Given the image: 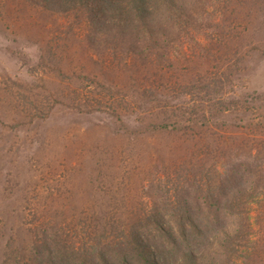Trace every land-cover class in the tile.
Wrapping results in <instances>:
<instances>
[{"label": "rangeland", "instance_id": "1", "mask_svg": "<svg viewBox=\"0 0 264 264\" xmlns=\"http://www.w3.org/2000/svg\"><path fill=\"white\" fill-rule=\"evenodd\" d=\"M127 2L94 18L41 0H0V262L10 252L34 260V242L55 231L78 247L102 230L113 238L124 222L137 226L138 214H162L155 222L167 226L184 200L204 215L196 191L216 186L250 151H264V56L253 51L235 65L229 55L210 63L203 54L219 37L233 38L237 51L264 46V28L244 41L237 36L249 5L233 3L225 13L224 0H180L183 16L156 17L163 27L151 38L156 33L163 47L155 54L139 44L150 36L133 29L138 21L125 13ZM136 45L152 55L149 62L132 54ZM162 53L168 59L160 63ZM183 86L194 87L193 98ZM165 122L171 130L157 129ZM224 132L239 136L236 143L225 145ZM257 216L250 219L259 252L252 261L264 264V216ZM150 240L164 252L165 238L152 233ZM210 250L219 258L221 250ZM202 256L198 264L208 262Z\"/></svg>", "mask_w": 264, "mask_h": 264}, {"label": "trees", "instance_id": "2", "mask_svg": "<svg viewBox=\"0 0 264 264\" xmlns=\"http://www.w3.org/2000/svg\"><path fill=\"white\" fill-rule=\"evenodd\" d=\"M41 1L45 2V5H48L53 11L73 12L79 10L89 13L90 17L96 18V15L100 14L101 16L105 11L109 13L119 11L120 7L122 8L123 6L122 2L125 0ZM128 1L125 13L133 16V20L136 22L138 21L137 26L133 29L139 31L140 34L145 33L150 36L148 42H144L145 39L141 38L139 44L144 43L147 49L152 53L155 52V54L158 49L163 47L159 46L160 38L156 33L154 34L156 36L151 38L154 29L157 28L160 31V28L163 27L161 23L158 24L156 17L159 15L183 16L185 12H188V8L185 9L186 6L180 4V0ZM192 2L196 6L202 3L203 0H192ZM233 3H237L242 8L247 4L249 5L247 15L243 13L244 16H247L244 18L246 21L237 20L240 26L237 28L240 31L237 32V36L240 41H244L245 38L249 37L250 33H259L258 31L263 30L264 19L261 18L259 20L258 17L264 14V0H224L223 8H225V13ZM238 14L239 16L241 15L240 13ZM253 14L256 16L253 19L255 24L252 21L248 22L249 17ZM123 15L122 12H119L120 17ZM118 22L119 24L116 27L121 32L124 27L122 18H119ZM241 35L243 36L241 37ZM233 41V38L225 40L223 37H219L215 41L212 40L207 45L209 50H205L203 54L209 59L210 63L212 62L211 60H219L222 54L229 55L231 56L228 58L229 63L235 65L245 62V57L253 51H257L259 55L264 56V46L262 44L256 45L251 44V42L250 46L237 51ZM136 47L137 45L134 46L135 50L132 54L138 59L141 57V61L145 59V61L149 62V58L152 55L150 53L145 54L148 50L145 49L143 52H139ZM143 54L144 57L142 58ZM166 55L167 53H162L158 56L160 63L164 59H168V55L167 57ZM143 63L148 64L146 62ZM211 65L209 68H211ZM213 67L215 68V65ZM193 88L191 86L184 89L183 86L181 93L183 95L186 93L193 98L195 93L192 90ZM198 107L196 104L192 108L182 107L180 112L184 116L185 113L191 115ZM171 125L165 122L157 126V129L168 131L171 130ZM223 135L226 141L224 142L225 145L236 143L237 140L234 138L238 139L239 137L235 135L229 136L225 132ZM258 137V142L263 147L264 136L260 137L259 135ZM257 152L260 156L257 157L256 152L252 154L250 151L247 160L242 163L229 165L225 177L221 178L223 176V173H221V180H218L216 185L220 188V193H214L216 186L211 184L205 187L204 194L201 190L196 191L195 195L199 194L195 196L196 208L199 211L205 205L207 213L204 215L199 216L196 211L192 210L194 205L186 203V200H184V206L180 211L174 213L172 217L168 216L166 220L167 226L157 225L156 223L161 219L162 214L157 213L156 222L153 216H150L151 220H149V216L144 220L138 214L135 216L136 221L139 222L136 224L137 226L128 227L127 222H124L120 224L121 233H114L113 238L105 236L107 231L102 230L101 236L98 235L92 242L94 245L84 244L78 247L73 244L68 246L67 242L62 240V234L55 231L54 235H46L41 240L38 237V240L34 242L32 248V252L36 257L34 260L29 262L28 258L25 260L21 253L10 252L0 264H198L197 253L200 254V258L201 255H203V259L208 257L206 264H254L252 257L254 255L256 261L259 252H257V247L255 246L256 241L251 237L252 233L250 230L252 226L250 219L254 212L258 214L257 220L264 216V151ZM228 188L234 191L233 194L220 198ZM232 224H234L233 229H228ZM258 228L262 233V236L260 235L261 238H264V223ZM140 229H146L147 231L144 232ZM96 232L97 230L94 233ZM152 233L163 240L164 238L166 239L163 253H160L159 246L156 243L153 244L150 240ZM52 238H56L55 244H52ZM211 248L221 250L218 255L219 258H213L216 253L210 250Z\"/></svg>", "mask_w": 264, "mask_h": 264}]
</instances>
